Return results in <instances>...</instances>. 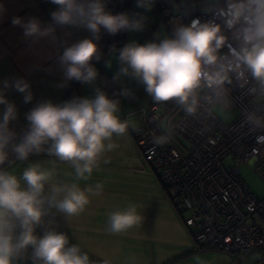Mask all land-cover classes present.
<instances>
[{
	"label": "clouds",
	"instance_id": "1",
	"mask_svg": "<svg viewBox=\"0 0 264 264\" xmlns=\"http://www.w3.org/2000/svg\"><path fill=\"white\" fill-rule=\"evenodd\" d=\"M56 6L49 22L39 17H13L11 24L22 29L30 44L47 41L57 48L55 62L63 79L58 87L72 81L94 86L99 76L93 61L102 53L98 46L101 30L110 35L120 31H142L146 17L127 12L112 14L107 0H49ZM155 0H136V6L151 11ZM7 9L0 3V18ZM211 18H199L190 23H177L171 35L156 33V38L144 44L131 42L118 50L119 70L114 80L127 77L143 86L153 101L175 100L192 113L196 105V90L207 87L217 94L225 85L236 81L248 82L249 76L264 94V0H212L206 8ZM85 29L91 38L68 43L58 36V30ZM115 51V50H113ZM108 67L111 63L106 62ZM51 71V69H47ZM243 86V85H242ZM8 90L23 94L24 103H31L33 92L24 77H12L0 82V166L14 153L16 160L27 161L31 154L46 152L59 161L68 162L76 180H87L105 151L118 145L113 136H125L130 117L121 119L120 102L94 87L93 97H73L63 103L51 100L38 102L26 113L27 127L22 136L10 127L18 117L16 105L7 99ZM257 92V88L250 90ZM121 95H132L128 88ZM131 116V115H130ZM250 131L264 133V116L255 112L246 115ZM161 136L157 144L166 142ZM17 140L19 142H17ZM264 141V134L257 135ZM105 163H108L105 160ZM54 170L40 163H30L20 176L0 167V264H14L29 248L33 264H93L87 252L69 237L54 228H46L42 236L36 229L43 217L55 209L65 217L83 212L90 195H100L103 184L81 189L78 183L53 182ZM21 181L26 186H22ZM46 185L49 191L46 193ZM143 217L137 206L129 204L124 211H114L108 218V231L120 233L138 225ZM101 264H111L103 259Z\"/></svg>",
	"mask_w": 264,
	"mask_h": 264
},
{
	"label": "built area",
	"instance_id": "2",
	"mask_svg": "<svg viewBox=\"0 0 264 264\" xmlns=\"http://www.w3.org/2000/svg\"><path fill=\"white\" fill-rule=\"evenodd\" d=\"M132 0H107L119 13ZM212 0H155L160 18L172 32L174 24L211 18L205 9ZM243 85V86H242ZM257 88V92L250 90ZM196 90L192 113L175 100L151 101L141 109L138 131L130 129L150 170L168 190L192 239L191 253L217 251L241 264L251 258L264 264V199L258 200L238 175L237 165L249 164L264 177V141L250 131L246 115L264 116V94L249 76L248 82ZM215 104L235 112L224 122L213 111ZM165 136L166 142L154 140ZM54 157V156H53ZM55 158V157H54ZM57 159V158H56ZM171 191V193H170ZM186 215L184 216V214ZM93 264H101L96 258Z\"/></svg>",
	"mask_w": 264,
	"mask_h": 264
},
{
	"label": "rangeland",
	"instance_id": "3",
	"mask_svg": "<svg viewBox=\"0 0 264 264\" xmlns=\"http://www.w3.org/2000/svg\"><path fill=\"white\" fill-rule=\"evenodd\" d=\"M108 10L111 11L112 8ZM123 12L146 17L142 31H120L116 34L124 39L125 45L131 42L147 43L156 38V33H160L161 36L171 35V30L160 18L155 5L151 11H145L136 6V0H132L119 10V13ZM99 48L102 59H105L106 71L119 89L121 109L119 115L121 119L130 117V123L137 126L141 109L147 106L152 98L145 92L143 86L134 80L127 77H122L119 81L114 80L120 67L119 47L110 45L107 37L106 41L99 44ZM109 61L111 67L106 64ZM124 88L130 89L132 95L128 97L121 95ZM213 111L227 123L235 116L234 111L227 110L218 104L213 106ZM130 129L125 136H113L112 142L118 147L112 151H105L101 155L98 167L94 168L89 179L75 182L81 189L94 186L97 182L102 183V193L90 195V203L85 210L72 217H65L55 209L50 210L49 215L43 217V224L36 229V234L42 236L46 228H54L58 232L67 234L70 245L78 244L82 251L88 253L90 259L96 258L100 261L109 259L111 264H230V258L217 251L189 252L187 247L192 245L191 235L168 190L153 174L146 161L144 159L142 161V155L132 138ZM105 160L108 163H105ZM30 163H40L44 169H49L47 166L51 162L36 160L29 156L28 160L23 162L14 158L4 168L20 176ZM227 164L237 165L238 175L251 193L258 200L264 199V177L242 161H228ZM143 167L148 171L141 170ZM57 174L65 176L66 180L61 178L54 182L69 183V178L63 172H57ZM21 183L22 186H26L23 181ZM45 191L46 193L49 191L47 185ZM129 204L137 206L138 214L143 217L142 222L120 233L108 231L110 213L117 210L124 211ZM178 243L183 244L186 255L180 254L179 259L171 261L173 258L170 257L178 254L175 252L177 248L174 247ZM31 255L32 249L29 248L14 264H33ZM253 260L254 258H251L241 264H252Z\"/></svg>",
	"mask_w": 264,
	"mask_h": 264
},
{
	"label": "crops",
	"instance_id": "4",
	"mask_svg": "<svg viewBox=\"0 0 264 264\" xmlns=\"http://www.w3.org/2000/svg\"><path fill=\"white\" fill-rule=\"evenodd\" d=\"M0 3H3L7 9L5 15L0 18V82L16 76L24 77L30 82L33 92V100L31 103L27 104L24 103L23 94L15 90H8L6 93L7 99L13 102L18 110V117L16 120L11 122L10 127L18 133V136H22L28 124V121L26 120V113L29 112L38 102L51 100L53 103H63L73 97L91 98L95 94L94 87L98 86V78L94 86L84 85L80 82L72 81L65 88L58 87V84L62 81L63 76L59 66L55 62L57 48H54L44 40L32 45L30 42L25 40L21 28L12 26L11 20L16 16L24 18L36 16L39 17L42 22H49V13L56 8L55 5L49 3V0H0ZM113 6L114 5L107 3V9L112 8V13L115 8V6L114 8ZM57 34L61 39L66 40L68 43L84 38H91V34L82 28L58 30ZM107 37L109 36L106 34V31L102 29L101 38L97 42L98 46L103 41H106ZM104 62L105 59L103 58L99 62L94 60L92 63L97 68L99 74L103 71L111 77V75L106 71ZM47 69H51V71H48ZM112 82L113 81L109 84V80L106 77L103 78L104 85L107 84V95L111 94L113 95L111 98L116 99V92L119 89L116 87V83ZM2 111L3 106L0 105V113H2ZM17 142L19 141L17 140ZM30 157L36 158V160H49L51 162L50 165L47 166V164H44V166L54 170L55 175L53 177V182L58 179L65 178V176L57 174V172H63L69 178L68 182L70 184L79 182L76 180L74 169L71 167L70 163L59 161L53 156L48 155L46 152H42L37 155L31 154ZM14 158H16L15 154L10 152L8 161L0 167L4 168L8 162L12 161ZM141 159L143 161L142 156ZM141 170L148 171L144 167ZM74 179L75 181H73ZM64 180H66V178ZM174 247L177 248L175 252L178 254L174 255L175 257L171 256L170 258H173L171 261L179 259L180 257H178V255L180 254H182V256L186 255L185 251H183V244L178 243L175 244ZM187 248L190 252V246ZM252 264L260 263H256L254 258Z\"/></svg>",
	"mask_w": 264,
	"mask_h": 264
},
{
	"label": "trees",
	"instance_id": "5",
	"mask_svg": "<svg viewBox=\"0 0 264 264\" xmlns=\"http://www.w3.org/2000/svg\"><path fill=\"white\" fill-rule=\"evenodd\" d=\"M106 34L109 36L108 38V43L110 45H115L117 47H119V49L123 48L125 46V41L122 37H120L119 35H114V37H112L113 35H110L106 32ZM102 70V69H101ZM107 74H105L103 71L100 72L99 76H98V88H100L101 90H103L105 93H106V85H104L103 83V78H107L109 80V84L111 83L112 81V77L108 76ZM113 83V82H112ZM112 86V85H110ZM108 87V86H107ZM118 92H116V99H119V96H118ZM107 94V93H106ZM110 98L113 96V95H108Z\"/></svg>",
	"mask_w": 264,
	"mask_h": 264
}]
</instances>
